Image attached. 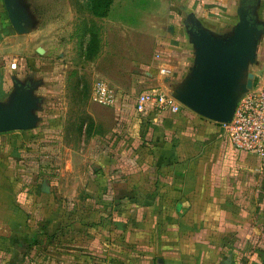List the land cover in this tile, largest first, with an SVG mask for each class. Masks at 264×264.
<instances>
[{
  "label": "crops",
  "instance_id": "obj_1",
  "mask_svg": "<svg viewBox=\"0 0 264 264\" xmlns=\"http://www.w3.org/2000/svg\"><path fill=\"white\" fill-rule=\"evenodd\" d=\"M0 3L6 104L15 79L25 82L30 73L41 81L53 64L35 59L26 71L41 32L33 25L17 33ZM75 4L81 42L60 55L87 54L93 30L99 61L112 71V81L99 79L122 98L114 107L97 104L94 82L88 96L77 97L87 112L77 121L38 85L52 106L40 107L37 126L0 133V264H264V159L237 151L221 124L184 106L177 114L140 113L134 100L146 91L171 93L191 76L192 30L225 39L242 18L262 32L249 74L252 89L263 86L264 0H112L96 26L89 25V0L66 1L71 19ZM62 66L82 72L86 62ZM162 68L171 73L161 75Z\"/></svg>",
  "mask_w": 264,
  "mask_h": 264
},
{
  "label": "water",
  "instance_id": "obj_2",
  "mask_svg": "<svg viewBox=\"0 0 264 264\" xmlns=\"http://www.w3.org/2000/svg\"><path fill=\"white\" fill-rule=\"evenodd\" d=\"M24 0H4L13 28L29 33L33 21ZM196 65L186 82L173 92L185 108L219 124L230 123L239 101L252 89L250 66L257 60L262 33L255 22L242 18L233 34L225 39L213 37L205 29L192 30ZM36 87L15 79V90L6 104L0 103V133L27 131L39 122L40 98Z\"/></svg>",
  "mask_w": 264,
  "mask_h": 264
},
{
  "label": "rangeland",
  "instance_id": "obj_3",
  "mask_svg": "<svg viewBox=\"0 0 264 264\" xmlns=\"http://www.w3.org/2000/svg\"><path fill=\"white\" fill-rule=\"evenodd\" d=\"M67 1V0H66ZM65 0H24L23 3L28 6V9L31 12L32 18H33V25L35 26V31L41 32L42 36L37 40V43L33 45L34 50L31 53H27L26 61H25V68L27 72H30L32 69V63L33 60L43 61L48 64L52 63L53 66L45 71L43 73V77L41 78V81H34V79L31 77L30 73L25 78V82L30 85L31 87H36L35 89V95H37L38 98H40V105L44 108V106H52L48 104V99L50 97L44 98L40 97L39 93V87L38 85H42L45 87H49L51 90V93H49L50 96H56L57 99H60V104L58 106V110L64 111L62 107H65L68 105L69 112L68 115L71 117V119H76L79 121V118L84 117V114L87 112L81 108V105H79L77 101V97L82 94L84 96H88L89 92L91 91V88L93 87V83L96 79L99 78H106L108 80H111L109 76L112 74V71L106 70V66L102 64L99 59L102 58V56L97 55L95 50L97 46V35L94 36L95 32L92 30L89 32V38H88V48H87V54H77L71 56H64L60 55V52H62L64 49L67 51V46L74 47V45L77 44L80 45L78 42H81V39L78 37V29L80 26V17H79V11L78 7L75 4V9H77V14L75 13L71 19L69 16V10L65 7ZM163 0H152L153 6H158ZM146 3V2H142ZM2 3H0L1 5ZM3 9H5L4 5H2ZM111 7L112 4L109 6L108 11H106L105 16H100L94 13H89L90 16H88L89 25L98 24L96 23L95 18L96 17H106L111 13ZM68 10V12H67ZM124 13V12H123ZM131 13H137V11L131 10ZM55 21V22H54ZM73 23H76L72 26ZM76 27L77 30L76 37L73 36L71 39L68 37V35H71V31L69 28ZM55 34L56 39L53 41H48L49 35ZM42 48L45 50L52 51L49 55L46 52L45 54H41L37 51V48ZM71 47V48H72ZM263 47V46H262ZM264 48V47H263ZM262 48V50H263ZM41 49V50H42ZM82 51L84 49V46L81 47ZM263 52V51H262ZM43 53V52H42ZM84 53V52H83ZM71 58V59H70ZM81 58V61L86 62V67L84 68V71L80 72L78 70V67H74L72 69L65 70L64 66H62L65 63L75 62V64L79 63V60ZM264 61V56L261 54V56L258 57V62ZM9 62L4 61V64H7ZM86 69V70H85ZM257 67L253 66L251 67V71L256 72ZM19 72V69H18ZM121 80V78H120ZM125 80H127L125 78ZM112 81V80H111ZM124 81V78L121 80ZM82 85V87H81ZM42 88V86H40ZM46 94V92H45ZM94 102H96L94 100ZM97 103V102H96ZM98 104V103H97ZM85 105V103H84Z\"/></svg>",
  "mask_w": 264,
  "mask_h": 264
},
{
  "label": "built area",
  "instance_id": "obj_4",
  "mask_svg": "<svg viewBox=\"0 0 264 264\" xmlns=\"http://www.w3.org/2000/svg\"><path fill=\"white\" fill-rule=\"evenodd\" d=\"M170 73L167 68L160 69L161 75ZM93 97L98 104L107 107L117 106L122 98L119 91L104 79L95 81ZM134 100L136 110L140 113L152 109L177 114L183 106L163 90L143 92ZM221 125L223 133L237 151L264 159V85L251 89L239 101L232 121Z\"/></svg>",
  "mask_w": 264,
  "mask_h": 264
},
{
  "label": "trees",
  "instance_id": "obj_5",
  "mask_svg": "<svg viewBox=\"0 0 264 264\" xmlns=\"http://www.w3.org/2000/svg\"><path fill=\"white\" fill-rule=\"evenodd\" d=\"M112 0H89V9L92 13L105 16Z\"/></svg>",
  "mask_w": 264,
  "mask_h": 264
}]
</instances>
